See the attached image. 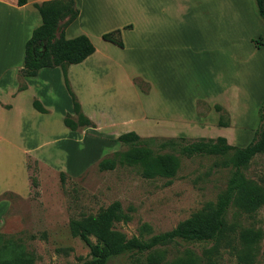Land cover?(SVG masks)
<instances>
[{"label": "rangeland", "instance_id": "rangeland-1", "mask_svg": "<svg viewBox=\"0 0 264 264\" xmlns=\"http://www.w3.org/2000/svg\"><path fill=\"white\" fill-rule=\"evenodd\" d=\"M186 5L187 16L182 32L175 30L174 24L169 26L167 43L171 49L166 51L168 53L164 58L163 53L151 54L147 47H139L131 32H126L123 33L125 51L118 52L117 59L152 80L155 77L156 89L164 94L154 91L153 94L157 98L165 97V100L159 101L162 104L172 101L178 106L187 107L189 104L191 106L192 98L200 99L195 103L196 114L201 116V121L206 119L211 110H215L214 102L228 104V98L234 96V89L237 86L239 89L246 88L250 82L254 93L250 96L247 90L248 94H242L241 97L244 101L238 99L236 103L239 110L245 111L233 110L235 124L239 125V117L247 112L248 122L244 120L242 125H251L244 139L246 142L237 145L243 146L250 141L258 127V108L264 98V81L261 77L259 82L253 81L257 75V57L264 53V22L257 17L253 0H188ZM91 29L96 40V30ZM176 32L182 34L175 38ZM248 39H251L250 42ZM258 39L262 40L261 51L255 52L253 47L259 46L256 44ZM150 62L152 71L148 67ZM134 78L147 84L145 91L135 84L146 93L148 82L142 77ZM60 97L56 106L60 105ZM163 109L167 111L164 105ZM216 112L219 117V112ZM226 113L224 118L229 124L230 115ZM183 126L176 122L170 127L161 125L159 129L175 130ZM201 131L206 132V135L201 134L205 138H209L207 135L224 136L227 133V130L217 125ZM140 136L156 138L146 144L154 152H170L178 157V168L169 180L158 176L144 178L137 166L128 164L116 163L112 169L99 170L97 161L100 158L110 157L114 151L127 148V145L119 142L94 152L96 155L93 153L91 160L79 164L72 173L62 169L63 163L53 168L45 161L25 154L26 192L22 195L10 190L0 191V234L4 239L20 244L32 256V264L78 263L87 258L88 248L79 238L70 234L68 220L71 217L95 213L117 200L128 213L129 220L114 223V228L129 237L138 236L144 225L146 231H142V234L148 237L169 230L206 202H213L224 191L233 170L230 152L226 155L196 153L190 156L178 153V145L201 137L196 134L175 132L170 135L152 133ZM169 137H183L185 140L177 141L174 147L160 144L161 140ZM44 145L41 152L48 160H53L57 156L53 150L54 144ZM9 167L7 165L6 169ZM3 168L0 166V171ZM60 171L65 174L62 183L58 178ZM239 171L244 180L264 192V152L251 157L239 167ZM31 177L36 178V187L30 185ZM225 220L230 228L219 241L216 251L211 253L210 264H264V203L250 213L242 212L231 203L226 209ZM243 228L258 233L249 259L243 258L246 247L239 237V231ZM211 246L212 242L209 241L185 242L177 239L164 246L165 257L178 256L185 249L203 257V252ZM138 258L140 262L137 264H146L143 255ZM130 259L128 254H120L109 257L104 264H126Z\"/></svg>", "mask_w": 264, "mask_h": 264}, {"label": "crops", "instance_id": "crops-1", "mask_svg": "<svg viewBox=\"0 0 264 264\" xmlns=\"http://www.w3.org/2000/svg\"><path fill=\"white\" fill-rule=\"evenodd\" d=\"M41 1L26 0L24 4L17 5L16 0H0V166H4L3 171H0V191L10 190L22 195L26 192L25 154L35 156L53 168L63 163L62 169L72 173L79 164L91 160L96 155L94 152L116 143L115 137L126 131L138 135H170L179 132L201 136L206 135L201 129L217 125L227 130V133L224 136L207 135L209 138L221 136L228 144L236 146L246 142L244 139L251 125L242 124L247 112L240 114L237 125L233 110L245 111L239 110L236 103L238 99L244 101L241 97L242 94H248L247 90L252 96L254 89L250 82L246 84L247 89H239L237 86L234 96L228 98V104L214 102L230 115L229 124L218 125V113L215 110H211L206 119L201 121V116L196 114L195 103L200 99L196 97L190 100L191 106L189 104L187 107L178 106L172 101L160 103L165 97L157 98L153 94V91L164 94L156 89L155 77L152 80L117 59V53L125 51L123 33L126 32H131L139 47H147L151 54L163 53L164 58L168 53L166 51L171 49L167 43L170 37L169 26L174 24L175 30L182 32L188 0H74L78 14L64 27V37L83 34L89 38L94 50L82 61L69 64L66 76L81 111L94 123V127H83L80 131L65 127L62 118L67 112L72 115L71 100L57 66L42 67L35 75L24 77L22 80L25 87L17 90V70L22 65L24 42L31 30L41 22L33 4ZM254 7L257 17L264 22L257 13L255 2ZM125 25L129 27L125 28ZM91 28L96 30V40L93 39ZM115 28H120L122 47L101 38L103 32ZM181 34L176 32L175 38ZM261 41L258 39L256 44L259 46L253 47L255 52L261 51ZM257 59L254 82H259L260 77L264 81V53H260ZM148 67L153 70L151 62ZM147 74L150 75L149 70ZM134 77H142L148 82L146 93L133 83ZM59 96L60 105L56 106ZM32 99L38 100L46 112L35 110L31 105ZM163 105L167 111H164ZM176 122L186 128L159 129L161 125L170 127ZM44 144H54L53 150L57 156H52L53 160H48L41 152ZM7 165L10 167L6 169Z\"/></svg>", "mask_w": 264, "mask_h": 264}, {"label": "trees", "instance_id": "trees-1", "mask_svg": "<svg viewBox=\"0 0 264 264\" xmlns=\"http://www.w3.org/2000/svg\"><path fill=\"white\" fill-rule=\"evenodd\" d=\"M26 0H16L22 5ZM258 15L264 20V0H254ZM41 22L31 30L23 45L22 65L17 70V90L25 87L23 78L33 76L42 67L57 66L62 75L63 85L71 100L72 115L65 113L62 123L70 130L83 127H94V123L81 111L79 102L71 90L66 69L69 64L82 61L93 52L94 46L89 38L83 34L72 38H65L63 29L78 14L74 0H43L33 4ZM129 27V25L124 26ZM103 40L122 47L120 28H115L101 34ZM133 83L143 91L147 84L138 78ZM32 107L39 112L46 109L36 99L31 101ZM219 112L218 125H227L224 118L226 112L217 104L213 105ZM258 127L250 141L243 146L228 144L224 137H198L187 143L178 145L176 150L180 154L226 155L230 152L233 170L227 180L226 187L216 199L206 202L200 209L190 213L186 218L178 221L169 230L144 237L145 226L142 225L138 236L127 237L123 232L114 228V223L129 220L117 200L110 202L95 213L81 214L68 220L69 232L79 238L88 248L87 258L71 264H104L109 257L128 254L131 258L126 264H137L138 258L143 255L146 264H210V255L216 251L219 241L226 236L230 226L225 220V212L231 203H234L242 212L250 213L264 203V192L256 185L244 180L239 167L257 153L264 152V98L258 108ZM155 137H141L133 131L120 133L115 141L127 145L124 151H114L112 156L103 157L97 161L99 170L114 168L116 163L138 167L144 178L155 176L165 177L168 180L175 174L179 160L170 152H154L148 144ZM183 137H169L160 141V144L176 146ZM36 161V160H34ZM28 166V164H27ZM64 172L58 173L59 181L64 182ZM30 185L36 187L35 177L30 178ZM239 237L245 243L243 258L252 257V246L258 238V233L250 228L239 231ZM177 239L185 242H212V246L203 252V257L190 249H185L180 255L166 258V245ZM32 256L25 252L20 244L4 239L0 234V264H32ZM249 264V263H248Z\"/></svg>", "mask_w": 264, "mask_h": 264}]
</instances>
